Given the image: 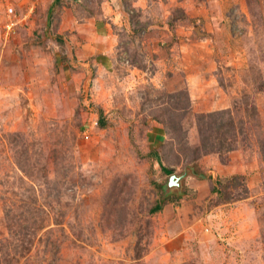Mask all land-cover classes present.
I'll return each mask as SVG.
<instances>
[{"label":"rangeland","instance_id":"1","mask_svg":"<svg viewBox=\"0 0 264 264\" xmlns=\"http://www.w3.org/2000/svg\"><path fill=\"white\" fill-rule=\"evenodd\" d=\"M0 264H264V0H0Z\"/></svg>","mask_w":264,"mask_h":264},{"label":"trees","instance_id":"2","mask_svg":"<svg viewBox=\"0 0 264 264\" xmlns=\"http://www.w3.org/2000/svg\"><path fill=\"white\" fill-rule=\"evenodd\" d=\"M56 1V0H54ZM162 170L165 172V173H168L169 170H166L165 168H162ZM161 209V206L160 205H156L154 208L151 209L152 212H157Z\"/></svg>","mask_w":264,"mask_h":264}]
</instances>
